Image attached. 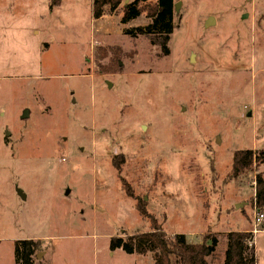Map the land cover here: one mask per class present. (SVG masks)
I'll list each match as a JSON object with an SVG mask.
<instances>
[{
  "label": "rangeland",
  "instance_id": "rangeland-1",
  "mask_svg": "<svg viewBox=\"0 0 264 264\" xmlns=\"http://www.w3.org/2000/svg\"><path fill=\"white\" fill-rule=\"evenodd\" d=\"M53 1L0 0V264L23 239L40 241L35 264H153L108 248L149 230L136 200L167 234H216L222 264L264 176H229L235 150H264V0H173L164 56L134 30L144 12L121 23L124 0L96 20L92 0Z\"/></svg>",
  "mask_w": 264,
  "mask_h": 264
},
{
  "label": "trees",
  "instance_id": "trees-1",
  "mask_svg": "<svg viewBox=\"0 0 264 264\" xmlns=\"http://www.w3.org/2000/svg\"><path fill=\"white\" fill-rule=\"evenodd\" d=\"M55 1V2H54ZM51 2L58 5L59 0ZM146 0H132L122 6L121 23H127L139 17L142 12L149 18V22L134 30L145 36L149 42L160 48V53L169 54L168 41L173 29V0H156L146 6ZM121 0H92L91 15L99 19L104 15L105 9L114 11ZM128 33H132L129 31ZM122 160L111 158L112 166L119 172ZM264 164V150L238 149L232 154L229 176L237 177L241 173L250 171L254 164ZM121 188L132 197L129 186L123 178H119ZM256 188L253 203L258 211H264V176H256ZM135 208L139 215L150 223L149 230L135 232L125 237L111 236L108 248L110 251L121 249L127 254L154 255L153 264H210L208 258L215 255L218 236L207 233L199 242H188L182 233L167 234L157 220L147 212L145 203L136 200ZM251 231H229L225 233L226 245L223 251L222 264H255V251ZM40 241L23 239L15 242L14 257L16 264H35L34 257L39 250Z\"/></svg>",
  "mask_w": 264,
  "mask_h": 264
},
{
  "label": "built area",
  "instance_id": "built-area-1",
  "mask_svg": "<svg viewBox=\"0 0 264 264\" xmlns=\"http://www.w3.org/2000/svg\"><path fill=\"white\" fill-rule=\"evenodd\" d=\"M254 213H253V217H252V221L254 223L253 229L251 230L254 234L257 231V224L264 218V213L261 211H258L255 207H254Z\"/></svg>",
  "mask_w": 264,
  "mask_h": 264
},
{
  "label": "water",
  "instance_id": "water-1",
  "mask_svg": "<svg viewBox=\"0 0 264 264\" xmlns=\"http://www.w3.org/2000/svg\"><path fill=\"white\" fill-rule=\"evenodd\" d=\"M126 1H127V0H124V3H127ZM178 4H179V3H175V4H174V8H175V10H177ZM213 21H214L213 17H209V18L205 21V25H208V24H210V23L213 22ZM24 113L27 114V110H25ZM23 117H25V116H23ZM7 134H8V132H7ZM19 194H21V193L19 192Z\"/></svg>",
  "mask_w": 264,
  "mask_h": 264
}]
</instances>
